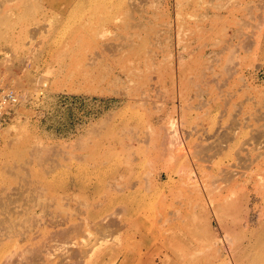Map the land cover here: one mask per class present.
<instances>
[{
  "label": "rangeland",
  "instance_id": "1",
  "mask_svg": "<svg viewBox=\"0 0 264 264\" xmlns=\"http://www.w3.org/2000/svg\"><path fill=\"white\" fill-rule=\"evenodd\" d=\"M6 1L0 264H264V0Z\"/></svg>",
  "mask_w": 264,
  "mask_h": 264
},
{
  "label": "bare ground",
  "instance_id": "2",
  "mask_svg": "<svg viewBox=\"0 0 264 264\" xmlns=\"http://www.w3.org/2000/svg\"><path fill=\"white\" fill-rule=\"evenodd\" d=\"M8 1V0H7ZM6 1V2H7ZM25 13V12H24ZM10 14V13H9ZM12 16V15H11ZM41 206V205H40ZM48 207V206H47ZM12 213V212H11ZM14 215V214H13ZM35 219V218H34ZM8 220V219H7ZM23 221H25V220H23ZM84 222H85V220H84ZM6 223V222H5ZM17 223V222H16ZM77 225V224H76ZM93 225V224H92ZM103 225H105V224H103ZM74 227H75V225H73ZM73 226H72V228H73ZM81 226V225H80ZM96 226V225H95ZM94 227V226H93ZM97 227V226H96ZM91 228V227H90ZM95 228V227H94ZM8 229H9V227H8ZM10 230H11V228H10ZM12 230H13V228H12ZM71 230V229H70ZM79 230L81 231V233L79 232ZM93 230V229H92ZM95 230H97V228L95 229ZM112 230H114V232H115V229H114V227L111 229V226H107L106 225V227L105 226H101L97 231H99V236L103 239V238H105V237H109L113 232H112ZM1 231H2V229H1ZM41 234L43 235V238H41V244L38 246V248H36L35 250L33 249V248H30V250H24L22 253H21V255H20V257H19V259H18V261H16L18 264L20 263V264H30V263H34L35 262V260L39 257V258H41L42 257V255H44L45 253V255H47L48 257L49 256H51V255H49L50 253L49 252H47V251H50V252H53L55 249H60V247H61V249H63V251L62 252H64L65 251V253H66V256H69V260L70 261H67L66 260V262H64V263H61V264H79V261H81V258H82V261H83V259H85V257H87V256H89V252L91 251L90 249V251L89 252H87L86 250H84V251H82V249H81V247H80V245L78 244L79 243V238H82V230L81 229H79V227L78 226H76V228H74L73 229V231H71V232H69L68 233V229L66 230L65 229V231H66V233L65 234H63V235H60V237H57V239H59V240H56V239H54L53 241H52V238L54 237H51L50 239H51V241H50V239L48 240L46 237H48V230L46 229V227L44 226V227H42L41 228ZM64 231V232H65ZM9 232V231H8ZM60 233L62 232V231H59ZM64 232H62V233H64ZM58 233V232H57ZM56 233V235H58ZM61 233V234H62ZM48 234V235H47ZM54 234V233H53ZM41 235V236H42ZM80 235H82L81 237H79ZM98 235V234H97ZM6 236V235H5ZM39 236V235H38ZM52 236V235H51ZM59 236V235H58ZM22 239V238H21ZM42 239H43V241H42ZM79 239V240H78ZM105 239H107V238H105ZM111 240V239H110ZM39 241V240H38ZM100 241V240H99ZM104 242V241H103ZM38 244V243H37ZM64 244H65V246H64ZM67 244H69V245H67ZM72 245H73V247H72ZM102 245V244H101ZM62 246H64V247H62ZM68 246V247H67ZM71 247V250L73 249V252H70L71 250H70V247ZM37 247V246H36ZM52 248H54V250L52 249ZM65 248V249H64ZM74 248H76L77 250H75ZM32 249V250H31ZM51 249H52V251H51ZM45 253H44V252ZM59 251V250H58ZM57 251V252H58ZM61 251V250H60ZM54 253V252H53ZM19 254V253H18ZM44 255V256H45ZM17 256H19V255H17ZM28 256H32L33 258H35L36 257V259L35 260H32L31 259V262L29 263V261L30 260H28ZM31 257V258H32ZM29 259H30V257H29ZM78 259H79V261H78ZM38 260V259H37ZM36 260V261H37ZM39 260H41L42 261V259H39ZM32 261H34V262H32ZM40 261V262H41ZM38 262V261H37ZM37 262H35L36 264H38ZM12 264H16V263H13L12 262ZM40 264V263H39ZM42 264V263H41ZM81 264V263H80Z\"/></svg>",
  "mask_w": 264,
  "mask_h": 264
},
{
  "label": "built area",
  "instance_id": "3",
  "mask_svg": "<svg viewBox=\"0 0 264 264\" xmlns=\"http://www.w3.org/2000/svg\"><path fill=\"white\" fill-rule=\"evenodd\" d=\"M31 101L25 93L11 87H3L0 83V132L17 117V111L23 104Z\"/></svg>",
  "mask_w": 264,
  "mask_h": 264
}]
</instances>
